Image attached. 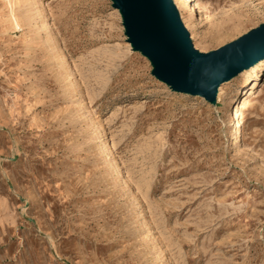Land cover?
Returning a JSON list of instances; mask_svg holds the SVG:
<instances>
[{
    "label": "rangeland",
    "instance_id": "obj_1",
    "mask_svg": "<svg viewBox=\"0 0 264 264\" xmlns=\"http://www.w3.org/2000/svg\"><path fill=\"white\" fill-rule=\"evenodd\" d=\"M192 1L200 53L264 22V0ZM5 2L0 264H264V73L212 106L151 76L108 0Z\"/></svg>",
    "mask_w": 264,
    "mask_h": 264
},
{
    "label": "water",
    "instance_id": "obj_2",
    "mask_svg": "<svg viewBox=\"0 0 264 264\" xmlns=\"http://www.w3.org/2000/svg\"><path fill=\"white\" fill-rule=\"evenodd\" d=\"M120 16L131 51L144 57L151 76L171 92L216 104L220 84L264 58V22L217 50L193 48L172 0H108Z\"/></svg>",
    "mask_w": 264,
    "mask_h": 264
},
{
    "label": "bare ground",
    "instance_id": "obj_3",
    "mask_svg": "<svg viewBox=\"0 0 264 264\" xmlns=\"http://www.w3.org/2000/svg\"><path fill=\"white\" fill-rule=\"evenodd\" d=\"M6 2V6L8 8V10L10 11V13L12 14L15 10V8L18 6V4L22 1V2H26V3H31L32 0H5ZM173 3H175V0H173ZM186 10L191 13V14H198L200 13V8L195 4L194 1L192 0H186V5H185ZM46 14V13H45ZM181 16V20L183 21L184 25L185 22L183 20V17L180 13ZM200 17V16H199ZM13 18V17H12ZM264 73V58L259 60V62H257L253 67H251L250 69L240 73L238 75L236 79L241 80V82L243 84H246L247 87H254L257 83V78L259 76H261ZM222 85L219 87L218 89V93L216 96V101L219 102V98H220V94H221V90H222ZM250 88V89H251ZM249 93L251 94L250 90ZM238 124V123H237Z\"/></svg>",
    "mask_w": 264,
    "mask_h": 264
}]
</instances>
